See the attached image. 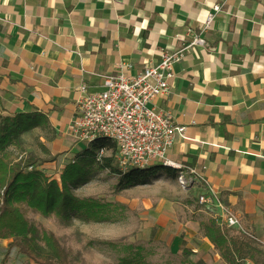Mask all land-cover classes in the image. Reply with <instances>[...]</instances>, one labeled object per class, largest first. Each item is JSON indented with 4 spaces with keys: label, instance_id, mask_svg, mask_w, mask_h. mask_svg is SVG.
<instances>
[{
    "label": "crops",
    "instance_id": "1",
    "mask_svg": "<svg viewBox=\"0 0 264 264\" xmlns=\"http://www.w3.org/2000/svg\"><path fill=\"white\" fill-rule=\"evenodd\" d=\"M179 51L170 93L155 105L187 126L169 158L205 178L188 176L182 204L213 216L191 196L211 188L264 239V0H0V116L42 114L34 129L67 155L82 83L100 90L121 65L136 74ZM153 176L178 187L176 169ZM162 192L153 199L174 200Z\"/></svg>",
    "mask_w": 264,
    "mask_h": 264
},
{
    "label": "rangeland",
    "instance_id": "2",
    "mask_svg": "<svg viewBox=\"0 0 264 264\" xmlns=\"http://www.w3.org/2000/svg\"><path fill=\"white\" fill-rule=\"evenodd\" d=\"M47 138L50 137L42 129L33 128L22 134L21 145L13 149L20 157L35 156L37 161L33 167L60 181L66 166L78 162L77 154L90 143L74 140L75 149L66 155L51 151L45 143ZM106 150L107 155L113 152L112 149ZM81 165L85 166L87 180L71 189L81 198L93 197L102 203L107 219L85 220L77 216L64 219L55 213L44 215L28 206L22 207L37 239L43 243V231L53 232L68 249L71 264H230L214 244H210L204 227L199 229L208 218L217 222L218 219L205 214L201 219L202 213L196 211L193 214L187 210L180 192L187 189L182 184L178 183V187L172 189L161 182L164 186L159 188L155 177L161 173L148 175L142 183L128 184L119 174L100 169L96 163ZM148 168L146 172L150 171ZM165 190L176 194L173 205L171 200L161 203L153 199L157 191L165 193ZM197 193L194 197L191 194L194 202L198 200ZM225 229L230 236L250 239L264 252V239L256 234L259 240L249 236L246 232L250 231L244 229L242 223L241 227ZM9 241L0 238V244L4 246ZM250 263L253 264L244 258L237 264ZM3 264L35 263L25 255L12 254L4 258Z\"/></svg>",
    "mask_w": 264,
    "mask_h": 264
},
{
    "label": "trees",
    "instance_id": "3",
    "mask_svg": "<svg viewBox=\"0 0 264 264\" xmlns=\"http://www.w3.org/2000/svg\"><path fill=\"white\" fill-rule=\"evenodd\" d=\"M43 122L40 113L12 112L0 116V238L10 239L7 246L0 244V256L22 254L35 264H71L68 249L58 237L43 231V243L37 239L36 232L27 219L22 207L28 206L44 215L57 214L64 219L73 216L85 220L107 219L106 208L93 197L81 198L73 192L72 186L87 180L86 163H96L100 169L119 174L128 184L142 183L144 179L161 169L173 167L157 164L146 168L131 167L121 170L115 165L117 144L107 137H99L77 154L78 162L68 164L61 174V180L51 178L39 168H30L37 161L33 155L18 156L13 147L21 145L25 131ZM102 148L112 149L111 155L99 158ZM18 158V159H17ZM176 169V168H173ZM178 171V169H176ZM205 235L230 264L240 259H249L253 264H264V252L250 239L230 236L225 226L208 218L203 224Z\"/></svg>",
    "mask_w": 264,
    "mask_h": 264
},
{
    "label": "built area",
    "instance_id": "4",
    "mask_svg": "<svg viewBox=\"0 0 264 264\" xmlns=\"http://www.w3.org/2000/svg\"><path fill=\"white\" fill-rule=\"evenodd\" d=\"M215 8L220 10L218 5ZM213 18L214 14L210 13L207 23ZM193 43L203 44L204 39L196 36ZM183 57V51L163 52L159 62L146 66L136 74L123 70L129 64L121 65L117 74L103 76V88L100 90H91L86 83H82L77 111L69 123L68 132L76 140L86 143L99 137L115 141L116 162L121 170L162 164L178 169L177 178L184 188L194 180L191 177L205 181L195 168L169 158V149L185 133L187 126L177 124L169 110H161L155 105L158 97L170 93L175 77L174 64ZM106 151L102 148L99 158L106 155ZM198 202L222 226L241 227L239 217L219 200L211 188H205L198 195ZM246 233L259 240L255 234Z\"/></svg>",
    "mask_w": 264,
    "mask_h": 264
}]
</instances>
